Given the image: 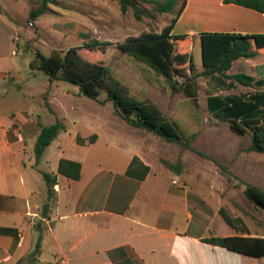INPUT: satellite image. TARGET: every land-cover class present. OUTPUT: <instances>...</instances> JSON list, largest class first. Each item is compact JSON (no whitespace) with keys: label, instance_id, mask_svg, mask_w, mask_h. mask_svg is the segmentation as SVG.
Masks as SVG:
<instances>
[{"label":"crops","instance_id":"1","mask_svg":"<svg viewBox=\"0 0 264 264\" xmlns=\"http://www.w3.org/2000/svg\"><path fill=\"white\" fill-rule=\"evenodd\" d=\"M7 1L0 0L1 57L16 53L14 46L22 31L12 22ZM186 1L173 35L189 36L192 43L201 41L204 33L264 35V15L257 11L225 0ZM236 63H248V75L264 78L259 71L260 66L264 68V55ZM16 79L14 64L0 62V264H39L44 249L54 258L47 264H57L62 258L67 264H264V257L204 242L221 236L212 232L215 224L233 231L223 237L264 234L232 229L220 217V209L212 215L203 205L192 207L189 188L173 184L174 178L154 170L124 121H117L106 136L96 134L92 144L79 145L77 137H71L57 155L56 166L58 170L61 159L79 162L80 180H69L57 171L48 173L57 175L52 203H45L47 187L36 202L41 193L35 190L34 178L27 177L19 154L26 150L28 139L39 136L44 124L30 118L29 96L11 83ZM48 104L54 113L49 97ZM22 143L26 146L18 148ZM135 157L151 167L144 181L126 175ZM194 200L198 204L199 199Z\"/></svg>","mask_w":264,"mask_h":264},{"label":"rangeland","instance_id":"2","mask_svg":"<svg viewBox=\"0 0 264 264\" xmlns=\"http://www.w3.org/2000/svg\"><path fill=\"white\" fill-rule=\"evenodd\" d=\"M41 4L42 0L7 1L11 20L22 31L18 34V45L14 46L16 53H5L4 57L0 54V62L14 64L17 79L11 83L28 94L33 109L30 118L43 126L58 121L65 126L40 160H37L34 150L37 138L28 139L26 150L19 154L22 164L26 166L27 177L30 181L34 178L35 190L41 193L36 202L39 203L46 193L43 174L57 171V155L66 149L71 137L106 136L107 131L118 124L117 121L127 123L116 112L114 102L106 91H102L96 99H90L83 96L77 86L65 81L50 82L44 72L31 67L38 50L51 55L83 46L90 40H98L113 43L106 58L113 77L138 99L156 103L169 120L177 123L185 136L193 137L190 145L186 146L168 142L151 132L131 126L132 138L146 150L154 170L188 187L192 207L200 209L203 205L206 213L212 215L224 209L233 219L239 218L247 229L264 234V210L251 203L244 193L248 184L264 191V154L249 150L251 135H236L228 123L218 120L208 111L207 97L217 89L216 81L198 77L199 95L195 102L184 93H173L164 79L159 78L146 64L116 48L117 43L125 42L130 37L161 32L171 21L169 15L137 20L132 9L126 14L122 13L119 0H55L48 5L45 14L33 16L32 12L39 11ZM190 52L197 67L196 74H199L204 68L201 41L195 40ZM263 69L259 67V71L264 73ZM249 71L248 63H236L230 70L234 74H248ZM222 89L224 95L248 97L257 90H264V87L256 89L236 84L233 88ZM47 94L54 113L46 106L44 96ZM25 146L22 143L18 148ZM165 163L181 166V174L168 168ZM195 198L199 199L198 204ZM45 203L51 205L52 201L46 199ZM43 205L40 206V213H43ZM216 225L212 229L216 234L222 236L233 232L226 225ZM40 255L39 264L54 261L46 249Z\"/></svg>","mask_w":264,"mask_h":264},{"label":"trees","instance_id":"3","mask_svg":"<svg viewBox=\"0 0 264 264\" xmlns=\"http://www.w3.org/2000/svg\"><path fill=\"white\" fill-rule=\"evenodd\" d=\"M55 0H42L39 11H33L35 17L45 14L48 5ZM244 8L257 11L264 15V0H225ZM121 11L126 14L133 10L134 17L142 20L144 17L155 18L156 15H171L172 20L161 32H148L139 37H130L125 42L117 43L116 48L138 62L146 64L159 78H163L167 87L176 94L184 93L188 98L197 101L199 88L198 77L213 79L217 89L208 95L207 108L218 120L229 124L230 129L238 136L251 135L252 152L264 154V90L246 96L228 95L222 93V87H235L236 84L260 89L264 87V78L256 79L245 73H231L235 61L250 59L264 55V35H241L204 33L200 35L203 71L196 74L197 67L191 55L192 41L189 36H174V27L184 11L186 0H119ZM147 6H150L149 9ZM113 43L90 40L83 46L69 48L65 52H53L45 55L35 52L33 70L44 72L50 82L65 81L79 88L80 93L90 99H96L102 91L114 102L116 112L127 123L138 129L146 130L160 136L168 142L190 145L193 137L185 136L176 122L169 120L159 106L151 100H140L130 90L115 79L106 58ZM46 106L48 94L44 96ZM41 133L35 143V156L40 160L44 151L58 137L64 124L56 122L50 126H41ZM97 135L88 138L77 136L79 145L92 144ZM168 168L181 174L179 165L165 163ZM82 165L79 162L61 159L57 174L69 180L79 181ZM151 172V167L140 158L135 157L126 175L138 181H144ZM47 187L48 199L54 197V187L57 175L43 174ZM245 196L255 206L264 210V191L248 184ZM47 209V204L45 205ZM220 209V215L226 223L238 232L248 234L245 224L239 218L233 219ZM204 242L226 248L246 256L264 257V237L252 236H219L203 239ZM41 239L36 246L40 249Z\"/></svg>","mask_w":264,"mask_h":264},{"label":"built area","instance_id":"4","mask_svg":"<svg viewBox=\"0 0 264 264\" xmlns=\"http://www.w3.org/2000/svg\"><path fill=\"white\" fill-rule=\"evenodd\" d=\"M173 184H181V183H180V181L174 180V181H173ZM183 186H184V185H183ZM29 215H31V214H29ZM21 240H22V237H21ZM57 264H67V261H66V259L62 258V259H60V260L58 261Z\"/></svg>","mask_w":264,"mask_h":264}]
</instances>
